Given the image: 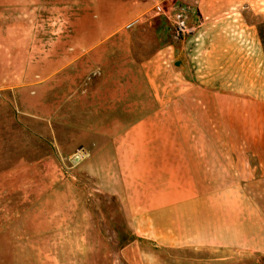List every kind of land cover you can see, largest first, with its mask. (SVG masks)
<instances>
[{"label": "rangeland", "instance_id": "374dc122", "mask_svg": "<svg viewBox=\"0 0 264 264\" xmlns=\"http://www.w3.org/2000/svg\"><path fill=\"white\" fill-rule=\"evenodd\" d=\"M252 3L174 39L144 0H0V264H127L112 227L129 236V215L103 190L155 143L165 166L183 164L191 131L226 148L232 178L188 203L177 172L166 203L199 215L162 218L186 239L230 237L215 259L264 264V0Z\"/></svg>", "mask_w": 264, "mask_h": 264}, {"label": "crops", "instance_id": "0c3cea01", "mask_svg": "<svg viewBox=\"0 0 264 264\" xmlns=\"http://www.w3.org/2000/svg\"><path fill=\"white\" fill-rule=\"evenodd\" d=\"M133 3L139 0H131ZM145 4H153V7L160 6L163 3L169 5L168 14H154L163 18L169 27V33L172 27V15L178 8H183L186 11L188 25H194L195 16L202 18L206 25H221L227 26L232 20L231 14L236 10L237 2L242 0H144ZM252 4L259 5V0H251ZM176 4H181L179 7ZM137 19L131 20L127 25L130 28ZM94 34L99 36L98 31ZM94 45V44H93ZM91 45L74 46L73 59L80 57V51L91 50ZM250 56V53H248ZM247 65V64H246ZM248 67H252L255 71L256 64L250 62ZM241 66V65H239ZM238 66V67H239ZM204 109L210 107L209 101L200 99ZM198 119L200 120L201 118ZM191 122V117L188 118ZM201 128L204 129L205 122L215 121L209 113L201 120ZM219 122L220 119H217ZM189 123L188 125H190ZM185 125V123H184ZM191 127V126H190ZM188 129V128H187ZM186 138L187 144L184 146V153L181 158L184 163L172 165L168 163L165 166V161L169 156H165L163 151H170L164 144L163 146L155 143L153 145L154 154H150L146 163H140L138 167H131L123 163L118 171L117 182L118 186H112V190L104 189L103 192L111 194L112 197L118 198L123 204L120 209L122 213H128V226L132 240L125 244L124 250L127 255V264H228L229 261L218 259L213 254V248L210 247H231L230 237H225L224 233L214 234V238L209 237L208 241L204 237L193 235L190 239L183 238L180 230L175 228V224L165 220L162 216L181 215L197 216L198 209L186 210L181 207H170L166 203L168 190L173 186L172 181L176 180L177 172H179L183 192L188 194V203L191 200L201 199V196H208L212 193H217L219 185V158L223 153L228 151L226 148L217 146L198 145L188 143L191 138L199 137L198 134H192ZM166 159V160H165ZM110 179V177L108 178ZM116 183V182H115ZM175 188V187H173ZM116 198V199H117ZM117 199V200H118ZM134 213V214H132ZM178 231V232H177ZM224 242V243H223ZM148 243L151 249L145 251L142 244ZM233 248L234 245L232 244ZM261 253V252H260ZM132 254V255H131ZM263 255V254H262Z\"/></svg>", "mask_w": 264, "mask_h": 264}, {"label": "trees", "instance_id": "16d2710c", "mask_svg": "<svg viewBox=\"0 0 264 264\" xmlns=\"http://www.w3.org/2000/svg\"><path fill=\"white\" fill-rule=\"evenodd\" d=\"M257 31H258V36H259V39H260V43H261V45H262V47L264 49V36H263L262 28L258 27L257 28ZM207 122H209V121H207ZM263 144H264V142H263ZM263 150H264V148H263ZM218 158H219V166L221 164L225 165L224 166L225 167L224 170L226 171V173L223 174L222 177H221V179L219 180V185H218V187H216L217 190L219 189V187H223L222 185H225V184L228 185V184H230L229 181L231 180L230 178H232V176H231V174H232V168H229V167H232V165L231 164L228 165V163L232 162V158H231L230 153L229 152L223 153L220 156H218ZM229 160H230V162H229ZM116 211L120 215H122V211H121L120 207L117 206V210ZM126 224L127 223H125V221H124L123 228H126L127 227ZM112 229H114V230H116L118 232V234L120 236L119 237L120 238V241L122 242L121 247L125 246L126 243H128V242H130L132 240V236H130V235L128 236V234L125 235L124 232L122 231V229L119 226H117V224L114 225L112 227ZM120 241H118V242H120Z\"/></svg>", "mask_w": 264, "mask_h": 264}, {"label": "built area", "instance_id": "2783aa9c", "mask_svg": "<svg viewBox=\"0 0 264 264\" xmlns=\"http://www.w3.org/2000/svg\"><path fill=\"white\" fill-rule=\"evenodd\" d=\"M154 14H170L163 7L156 6ZM172 31L171 36L174 39H183L196 32L199 29L198 24L192 26L188 25V19L186 17V11L183 8H178L172 15Z\"/></svg>", "mask_w": 264, "mask_h": 264}]
</instances>
